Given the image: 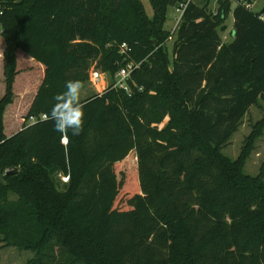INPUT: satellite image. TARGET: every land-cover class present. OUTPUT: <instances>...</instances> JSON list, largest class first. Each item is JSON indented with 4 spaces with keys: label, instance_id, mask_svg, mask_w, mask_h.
Here are the masks:
<instances>
[{
    "label": "trees",
    "instance_id": "16d2710c",
    "mask_svg": "<svg viewBox=\"0 0 264 264\" xmlns=\"http://www.w3.org/2000/svg\"><path fill=\"white\" fill-rule=\"evenodd\" d=\"M210 1L149 0V16L142 0H0V240L32 251L25 264H264L250 143L235 160L220 151L264 99V5ZM21 52L44 70L27 103ZM129 66L126 90L116 74ZM93 68L114 80L81 100L83 131L64 145L43 116ZM8 110L25 111L9 133Z\"/></svg>",
    "mask_w": 264,
    "mask_h": 264
},
{
    "label": "rangeland",
    "instance_id": "374dc122",
    "mask_svg": "<svg viewBox=\"0 0 264 264\" xmlns=\"http://www.w3.org/2000/svg\"><path fill=\"white\" fill-rule=\"evenodd\" d=\"M200 3H203L204 0H196ZM146 12L149 16L153 15V9L149 2V0H142ZM219 0H211L210 1V9L215 10L218 7ZM236 4L235 0H232V8ZM264 5V0H259L255 4V10H260ZM181 15V9L175 6L170 7L168 11V19L166 21V28L173 31V29L177 25V20ZM234 23L232 10L229 13V17L226 21L227 29L222 33L223 39L225 41H230L231 36L230 33L232 31V26ZM174 38L169 40V53L172 56V46H173ZM3 50V39L0 36V54ZM20 56V64H19V78L16 82V98H21L23 103H27L30 100L31 95L36 90L37 86L40 84L44 70L43 67L32 61L31 63L28 62V56L23 54L22 52L19 53ZM2 63V56L0 55V66ZM0 95L3 92V74L0 68ZM114 79L110 77L109 73H103L102 78L95 82L93 80H89L82 92H81V100L87 98L88 96L96 93L101 92L107 87ZM25 95L22 98L21 94ZM16 101V102H17ZM15 105V104H14ZM13 105V106H14ZM25 115V111L20 113H13L12 111L8 110L6 113V128L5 131L7 133L10 132L9 125L11 123L10 119L13 116H18L21 120L19 124L23 121V116ZM13 122V119H12ZM263 123V124H262ZM17 124L19 127L20 125ZM164 122L161 123L164 126ZM17 127V128H18ZM257 130V132H255ZM249 152L244 158V165L243 171L246 175L251 177H262L264 180V99H260L257 103L253 104L245 116L240 121L237 128L232 132L229 138L220 145V151L231 158L232 160L237 159L240 155L244 153L245 147L249 144ZM63 182H66L65 178H61ZM68 181V180H67ZM9 198L16 199V195L14 193L9 194ZM124 207V205H122ZM34 256L33 252L30 250H19L16 247L6 246L0 240V264H25V262Z\"/></svg>",
    "mask_w": 264,
    "mask_h": 264
},
{
    "label": "clouds",
    "instance_id": "9594fccd",
    "mask_svg": "<svg viewBox=\"0 0 264 264\" xmlns=\"http://www.w3.org/2000/svg\"><path fill=\"white\" fill-rule=\"evenodd\" d=\"M84 82L68 80L65 82V91L53 97L55 103L51 110L43 117V121H52L53 130L61 134V143L67 145L70 138L79 136L83 131L84 108L81 101V92Z\"/></svg>",
    "mask_w": 264,
    "mask_h": 264
},
{
    "label": "built area",
    "instance_id": "2783aa9c",
    "mask_svg": "<svg viewBox=\"0 0 264 264\" xmlns=\"http://www.w3.org/2000/svg\"><path fill=\"white\" fill-rule=\"evenodd\" d=\"M259 0H239V2H243L244 4H246L248 7H252L255 8V4L256 2H258ZM187 7V4H182L180 9H181V15L177 20V24L180 21V18L182 16V14L184 13L185 9ZM260 18L264 21V13H262L260 15ZM133 67L129 66L127 68H122L117 74H116V86H119L121 88H124L126 90H128V85H127V80L130 77L131 71H132ZM102 78V73L99 70L96 69H92L90 72V79L97 82ZM44 117V116H43ZM31 121H35V118H31ZM65 180H68V176L64 177Z\"/></svg>",
    "mask_w": 264,
    "mask_h": 264
},
{
    "label": "water",
    "instance_id": "95a60500",
    "mask_svg": "<svg viewBox=\"0 0 264 264\" xmlns=\"http://www.w3.org/2000/svg\"><path fill=\"white\" fill-rule=\"evenodd\" d=\"M232 34H233V32H232ZM17 171H18L17 168H15L14 170H9L8 172H9V173H10V172H11V173H13V172L15 173V172H17Z\"/></svg>",
    "mask_w": 264,
    "mask_h": 264
}]
</instances>
